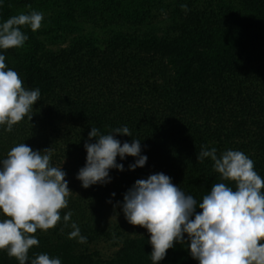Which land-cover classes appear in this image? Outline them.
Returning a JSON list of instances; mask_svg holds the SVG:
<instances>
[{
	"label": "trees",
	"instance_id": "1",
	"mask_svg": "<svg viewBox=\"0 0 264 264\" xmlns=\"http://www.w3.org/2000/svg\"><path fill=\"white\" fill-rule=\"evenodd\" d=\"M32 10L45 15L40 29L21 26L24 46L0 52L25 88L40 89L36 110L55 112L70 125V133H61L68 144L63 158L87 155L84 144L95 143L88 140L91 127L109 134L127 126L132 137L115 138L141 140L148 157L134 171L162 172L198 203L222 182L210 158L198 162L201 146L216 148L218 156L244 152L264 178V0H0V23ZM15 126L11 132L0 126V159L27 144ZM135 159L117 157L125 168L122 196L138 180L128 167ZM66 213L60 210L54 228L38 229L28 264L41 253L62 264H152L149 233L121 240L103 259L88 246L122 234L83 212L65 226ZM71 222L86 243L69 239ZM0 264L19 262L3 249ZM159 264L198 261L187 244L177 243Z\"/></svg>",
	"mask_w": 264,
	"mask_h": 264
},
{
	"label": "clouds",
	"instance_id": "2",
	"mask_svg": "<svg viewBox=\"0 0 264 264\" xmlns=\"http://www.w3.org/2000/svg\"><path fill=\"white\" fill-rule=\"evenodd\" d=\"M187 10V5H181ZM44 14L29 13L8 18L0 23V50L21 48L28 36L21 26L37 31ZM0 52V126L11 132L13 126L25 117L31 120L33 105L41 96L39 88L27 89L18 73L5 63ZM115 134L131 136L127 126L102 134L91 127L86 142V163L79 169L76 179L83 188L106 185L111 182L110 170L123 172L121 161L134 157L129 170L144 167L148 157L142 154L141 140L131 143L116 139ZM52 149L33 150L25 143L13 147L6 158L0 159V250L6 249L9 257L19 264H28V252L39 246L34 234L48 231L60 221V210L68 207L72 191L62 167L51 164ZM206 158L213 162V170L221 181L211 186L202 202L182 190L164 173L138 179L123 195L120 205L125 219L132 225L145 228L150 234L152 264L166 258L167 251L175 244H187L198 264H264V178L254 170V161L239 150H226L217 155V149L201 146L197 160ZM223 181H232L235 188ZM115 197V193H112ZM111 202V201H110ZM197 209L201 211L197 212ZM73 213L63 216L69 226ZM69 239L87 242L75 222ZM185 234L187 239H185ZM30 264H62L59 257L41 253Z\"/></svg>",
	"mask_w": 264,
	"mask_h": 264
},
{
	"label": "rangeland",
	"instance_id": "3",
	"mask_svg": "<svg viewBox=\"0 0 264 264\" xmlns=\"http://www.w3.org/2000/svg\"><path fill=\"white\" fill-rule=\"evenodd\" d=\"M35 105H33V111L30 113L32 115L31 120L25 117L14 126L25 131L26 143L33 150L43 151L51 148V164L55 167H62L63 171L67 173L66 179L72 193L68 197V207L65 210L72 213L83 212L85 216L97 221L107 230L122 234L121 238L112 236L110 239L99 240L97 243L89 245V250L99 251L103 259H108L116 253L121 240L147 234L145 228L128 223L120 207L123 202L121 190L124 187L120 179L125 175L116 169H112L110 170V183L92 185L87 189L83 188L76 176L79 169L86 163V155L76 152L65 158L62 156L68 144L64 143L65 138L61 137V133L65 134L66 131L70 133V125L55 112L49 114L38 112ZM152 174L155 172L151 169L132 172V175L138 179H146ZM112 193H115V197L112 196ZM0 218L6 217L0 215ZM38 232L37 230L36 233L30 235H36Z\"/></svg>",
	"mask_w": 264,
	"mask_h": 264
}]
</instances>
